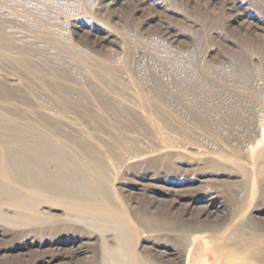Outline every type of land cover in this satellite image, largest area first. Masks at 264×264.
I'll return each mask as SVG.
<instances>
[{
  "label": "rangeland",
  "instance_id": "374dc122",
  "mask_svg": "<svg viewBox=\"0 0 264 264\" xmlns=\"http://www.w3.org/2000/svg\"><path fill=\"white\" fill-rule=\"evenodd\" d=\"M113 1L107 5L108 0H0V113L18 114L2 117L10 128L9 136L22 137V144L44 139L53 143L71 157L78 170L88 171L90 178L96 174L89 165H99L103 183L93 185L89 179L84 183L109 206L126 208L132 221L134 214L139 220L167 217L175 225H184V230L196 224L198 232H192L191 242L200 253L206 246L222 245V233L233 231L232 223L224 225L217 239L208 231L230 214L231 207L234 225L250 226L249 231L264 226V165L257 163L264 135L259 136L260 147L245 150L243 146L253 115L264 124V68L253 63V70L257 67L254 77L236 75L231 68L246 46L264 40V26L261 30L253 26L256 19L264 22V0H150L146 6L141 0ZM150 7L181 36L171 50L161 48L159 31L147 26L151 19L147 15L154 12ZM93 31L109 32L112 41L98 46ZM255 75L262 82L263 98L253 110L242 97L253 100L259 94L251 88L253 78L258 79ZM61 97L71 98L80 107L75 103L70 108L74 112H68L59 104ZM47 124L54 126L55 133ZM6 143L8 149L19 146L14 139ZM140 178L146 179L145 187L137 185ZM172 188L187 193L175 204ZM207 192L221 205L210 215L200 213L203 202L194 201ZM193 205L196 209L190 210ZM52 214L63 216L58 209ZM10 220L16 222L9 217L5 224L23 226ZM92 224L98 230L108 229L111 244L118 245L113 226L99 219ZM158 233H151L152 237L171 245L186 241ZM21 234L1 236L0 255L10 249L17 255L39 244L44 245L39 251L47 257L56 250L46 235ZM142 238L134 244L138 253H144L148 245ZM58 244L72 248L71 242ZM74 244L80 246L78 241ZM93 257L89 253L85 259ZM180 257L173 258L178 262Z\"/></svg>",
  "mask_w": 264,
  "mask_h": 264
},
{
  "label": "bare ground",
  "instance_id": "6f19581e",
  "mask_svg": "<svg viewBox=\"0 0 264 264\" xmlns=\"http://www.w3.org/2000/svg\"><path fill=\"white\" fill-rule=\"evenodd\" d=\"M108 1L109 2H107V5L115 4V2L113 0H108ZM140 3H141V5L146 6L147 4L150 3V0H141ZM153 3H155V2H153ZM129 6H130V4H129ZM106 8H108V7H106ZM131 8H133V7H131ZM227 8H228V6H227ZM151 9H154V8H151ZM142 10H143V8H142ZM239 12H241V11H239ZM240 14H242V13H240ZM144 15L146 16V14H144ZM147 16L151 18V19L149 18L150 20L147 21L148 22L147 26L154 27L160 33L159 38L161 40L157 39L158 45L161 46V48L171 50V47H173V45L175 43H178L181 40V36L178 33H176L175 31L171 30V28H169L170 25L167 26L165 24V22L160 17H157L155 9H154L153 14L150 13ZM236 16H238V15H236ZM249 16L250 15L243 16V18L245 17V20H246L249 18ZM168 17H169V15H168ZM163 18H164V16H163ZM137 21H138V18H137ZM244 22H243V24H244ZM253 24H254L253 25L254 28H256V29H258V28L260 29L264 26V22L261 20H257V19L255 20V22H253ZM232 28H233V26H232ZM235 29L237 30V28H235ZM153 31H154V29H153ZM93 32H94V35H96V40H94V42L96 44H98V46H103L105 43L108 44V42L112 41V37H111V34L109 32H101V31H93ZM251 35L252 34H250V36ZM239 37H241V36H239ZM179 46H180V43H179ZM232 50H234V49H232ZM253 63L254 64L257 63V67L259 69L264 68V40L263 39L261 41H258V43H256V45H254V46H246V51L237 54V58H235L231 62V68H232L233 72H235L234 74H236V75H240L243 77H250V76L254 77V70L257 67H255V69L253 70V68H254ZM172 67H174V66H172ZM152 71H150V72H152ZM213 72H211V74ZM252 73H253V75H251ZM218 80H219V78H218ZM14 81H12V82H14ZM251 83H252L251 88L258 91L259 94L257 96L255 95V97H254L255 99H253V100L251 98L247 99L246 97H242V100H243V102L251 103V105H252V107L250 105L251 109L253 108V110H255L256 107L258 106L259 102L261 101L260 99L263 98V93L261 90V89H263V85H262V82H260L259 78L258 79L253 78V81ZM12 85L13 84H11V87H12ZM3 86H1V87H3ZM15 86H13V87H15ZM76 92H78V91H76ZM16 93H17V91H16ZM8 94H9V91H8ZM164 95H166L165 92H164ZM9 98H10L9 95H7V94L4 95V99L8 100ZM58 101H59V104H61V106L65 110H67L68 112L73 110L70 108H72L73 105L76 103L74 100H71V98H67V97L66 98L61 97L58 99ZM241 103H242V101H241ZM76 105L78 107H80L79 103H76ZM73 112H74V110H73ZM9 113L13 114V116L18 115V114H16V112H9V110H7V111L4 110L2 113H0L1 114V116H0V237L4 236V235H12V234L17 235L18 233H22V234H24V236L26 235L28 237V235L30 233H34V232L40 233L41 235H46L47 237H49L50 241L55 242L53 244V246L56 250L55 251H49V249L47 250L45 248L47 251H49V253L47 254V255H49V257H47L46 254H44L43 252L41 253V251L43 250V247H44L43 244L42 245L39 244V246H37L36 248L31 249V250L29 248H28L29 250H27V248L25 250L23 249V251H21L17 255L16 254L14 255L12 253L13 251L10 249V251H8L7 254L4 253V254L0 255V264H264V226H261L260 228H257V229L256 228L251 229V231H249L250 226L246 227V225H242V224L234 225L235 214L233 211V207L230 208V214L228 216H226L225 219L216 228H213V229L208 228L209 229L208 230L209 236L211 238H214V239H217V237H219L218 235L220 233H222L223 230H225L224 225L227 226V224L232 223L231 225H233L232 226L233 231L229 234H226V235H224V233H222L223 236H221V238L223 239L224 243L222 245L213 244L210 247L206 246L203 250H201V253H203V255H202L200 253V249L197 247H193L192 242H191V236L195 237L192 235V232H196V231L198 232V230H196L197 229L196 224L193 225V228L189 227V229L184 230L185 229L184 225L183 226L182 225H180V226L175 225V222L167 220L168 219L167 217L166 218L160 217L159 219L154 217V219L150 218L149 220H143V219L139 220V218L134 216V214L132 216L134 220L132 221V219L129 216L128 211L126 210V208H117V207L109 206L105 201L101 200V198L99 199L96 196H94L93 190L86 183H84L83 180H86V179H89L93 183V185L95 183H100V184L103 183L102 175L104 174V172L101 170L99 165H89L90 169H92L96 174V175L94 174L95 176L93 178H90L88 176L89 175L88 171L82 172V171L78 170L76 165H73L74 162L72 163L71 157L66 155L65 153L61 152V150L58 149V146L56 147L53 143H50L49 141H46L45 139L40 141V142H37V144H22V143H20L19 139H21L22 137L20 138L17 135L12 136V137L9 136L10 128L6 124L5 120L2 118ZM20 114H22V113H20ZM54 120L55 119H53V121ZM247 120H245V121H247ZM250 125H251V131H250L248 140L246 139L247 143L245 142L246 144H243V146L245 147V150H246V148L249 149L252 145H254L255 148L260 147L261 146L260 140L262 138H259V136L264 135V124L260 122V119L258 118L257 114L253 115V119L251 120ZM47 126L51 130L52 134L55 133L56 129H54V126L52 127L49 124H47ZM8 139H14V142L19 143V146L16 147L15 149H8L7 147L5 148L4 144L6 143V141H8ZM123 148H124V146H123ZM163 152L164 151H162V153ZM257 153H258V158H257L258 165H264V147H260V149L258 150ZM164 154L166 156H168L166 153H164ZM131 156L133 157V155H131ZM132 157H131V159H133V161H134V159H136V158L135 157L132 158ZM137 157H139V156H137ZM139 159H140V157H139ZM157 160H159V159H157ZM135 162H136V160H135ZM108 166H110V165H108ZM108 166H106V168ZM118 166H116V167L118 168ZM128 166H137L138 167V166H142V165H128ZM124 167H127V166L124 165ZM190 169H192V168H190ZM105 174H107V173H105ZM148 179H151V177H148ZM139 180H140V182L137 183L138 186H144L146 184L145 178H140ZM111 181L112 180H110V182ZM189 188H191V186ZM193 188H195V187H193ZM187 189H188V187H187ZM171 190L173 191V195L175 196L172 204L177 203L179 201L180 197H184L187 194L185 192V190H180V189L176 190L175 188L174 189L172 188ZM107 192H109V191H107ZM162 192H163V190H162ZM187 192H189V191H187ZM208 193L210 194V192H207V194ZM209 194L206 195L203 199H195L194 200L197 203L203 202L204 207L202 208L200 213H202V214L204 213V215L205 214L210 215L213 212L215 213V211H217L221 206L220 203L216 201L215 196H213L212 194H210V195ZM112 195L115 196L113 193H112ZM115 199H117V198H115ZM113 201H115V200H113ZM117 202H119V201H117ZM147 202H149V201H147ZM116 206H118V205H116ZM128 207H129V205H128ZM193 208H195L194 205L189 209L191 210ZM197 208H201V207H197ZM57 209L62 211V213H63L62 217H56L52 214L53 211L55 212V210H57ZM251 209H252V207H251ZM164 210H166V209L164 208ZM184 213H185V211H184ZM9 214H11L12 216H10ZM153 214H154V212H153ZM59 215H61V214H59ZM9 217H12V219L16 220L17 223H20L23 226H21V225L10 226V225L5 224V223H7L6 220L9 219ZM188 217H189V215H188ZM142 218H143V216H142ZM96 219H99V220L105 222V225L113 226L115 228L116 233H117V237L115 238L116 241L114 239V242L118 243L117 246L116 245L113 246L111 244V241L113 238L111 236V232L108 229L98 230V228H96V229L94 228V225L92 224V222L96 221ZM259 220H261V219H259ZM11 222H14V221H11ZM16 222H14V223H16ZM259 222H261V221H259ZM200 226H201V224H200ZM140 227L144 228L143 232L141 231ZM27 228H32V229H30L29 231H25V229H27ZM162 231L167 234V237L172 236L173 240L177 239V238H179V239L182 238V240H183V238H184L186 241L184 240L185 241L184 244L176 246V245L169 244L168 241H165L167 243H165L164 241L161 242L160 240L155 239V236L152 237L153 235L151 233H154V232L158 233L159 232L158 233V235H159L162 233ZM201 231H202V229H201ZM22 234H21V236H22ZM141 234H143V235H141ZM166 234H165V236H166ZM162 235L163 234H161V236ZM139 236L143 237L142 240L148 242V245L145 247L144 253H141V252L138 253L135 251L134 244H135L136 240L139 238ZM59 241L71 242L72 248L70 247V249L68 248V250L66 248H63L61 244H58ZM77 241L79 242L80 246H77L74 244ZM192 241H194V240H192ZM138 245H139V243H138ZM40 249H41V251H39ZM89 253H92L94 255V257L91 260H86L85 257ZM199 254H201L202 256L201 255L199 256ZM196 255H198V256H196ZM174 256H182V257H180V261L177 262L173 258ZM183 256H184V258H183Z\"/></svg>",
  "mask_w": 264,
  "mask_h": 264
}]
</instances>
